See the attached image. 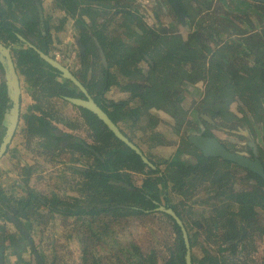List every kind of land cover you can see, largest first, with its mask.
I'll use <instances>...</instances> for the list:
<instances>
[{
	"label": "trees",
	"instance_id": "16d2710c",
	"mask_svg": "<svg viewBox=\"0 0 264 264\" xmlns=\"http://www.w3.org/2000/svg\"><path fill=\"white\" fill-rule=\"evenodd\" d=\"M16 1L6 0L8 11H16L14 3ZM27 1L31 6L33 17L29 18L28 10L23 11L22 17L19 18L21 26L11 22L0 9V41L13 46L17 72L27 85V91L33 101L26 114L22 115L25 146L31 148L33 138L43 137L44 142L40 143L42 151L39 152L41 157L45 156L52 161L50 155L55 152L51 153L48 148L53 147L55 151L58 149L57 153L69 149L71 153L87 157V167L82 170L78 168L72 170L74 174L81 177V181L73 188L75 195L67 198L55 195L49 197L31 188L25 189L22 196L8 197L0 189V206L10 212L5 214L0 210V219L12 223L16 228V233H7L4 227L0 226V235H2L0 246L8 243L11 255L17 258L15 264H30V260L21 255L28 247L34 264H38L27 239L11 219L18 221L29 237L30 232L26 223L44 225L55 217L67 223L71 219V224L78 228L75 236L81 245L82 264H100L101 257L97 254V248L109 244V239L116 234L113 228L115 224L124 222L120 225L123 228L128 221L152 219L159 215L166 222L170 232V240L165 245L166 256L163 258V264H185V248L178 225L169 215L156 211L161 195L159 186L165 188L168 182L171 183L172 191L180 192L182 187L185 184L188 185L187 182L194 178V172L199 166L213 159L198 155L197 163H192L185 159V152L181 150L182 154L178 152L170 162H165V173L160 175L157 165L149 157L147 158L156 166L155 169L145 165L140 157L116 139L96 116L82 108L77 109L88 128L87 135L92 140L90 147L99 157L88 150L76 137H67L64 140V137L56 134L57 128L50 122L52 109L55 106L54 100L66 103L63 101L64 97L78 95L75 90L70 89L68 81L60 78L57 71L41 60L25 42L18 38L21 36L25 41L49 54L52 43L50 30L46 23L43 22L41 25L36 13L37 6ZM108 1L62 0L61 5L69 14L78 13L79 16L84 15L89 19V26L80 23L82 31L90 32L88 36L82 33L80 42L83 46V54L80 57L85 65L88 55L94 56L92 54L94 50L100 53L101 63H103H100L102 65L100 82L90 80L87 89L115 124L119 126L120 122H130L133 125L144 116L148 122L142 131L152 130L158 122L157 117L151 113L153 110L170 116L178 130L187 113L180 103L184 94L193 93L189 87L193 79L189 68L193 70L199 68L200 77L206 74L209 81L199 102L200 110L195 112L200 118L201 115H207L213 120H231L233 116L228 112L227 107L235 98L245 108L244 114L252 113L256 121H259V114L264 112V64L259 66L251 64L244 69L234 70L228 68V60L223 55L205 72L206 69L200 63L203 52L209 53L210 49L201 40L204 37L210 40L214 38L215 33L212 27L203 28L197 22V30L189 32L186 41L168 34L160 36L154 29L144 25L140 17L136 16L126 4L114 10L122 19L118 25V28L122 29L120 36H109L107 25L111 22L98 20L99 14L93 5ZM168 1L171 2V0ZM172 10L178 14L174 8ZM182 12L188 17L186 11ZM6 18H8L7 21H5ZM13 21L17 22L18 19L14 16ZM185 25H190V22L186 21ZM135 42L138 46L133 45ZM223 51L221 48L214 54H223ZM145 55L152 59V64L147 62ZM141 62L147 64V70L140 66ZM111 87H117L119 91L128 93L129 100L107 101L104 93ZM7 101L5 86L1 81L0 138L4 131L1 122ZM262 119L264 120V117ZM55 120L58 121V117ZM200 120L203 124H208L202 118ZM123 134L127 136L124 132ZM151 135L149 145L162 144V141L158 140L159 133L153 132ZM262 143L264 145V142ZM55 154L54 157H56ZM89 160L91 162H88ZM247 173L250 178L258 182L260 187L264 188L263 178L249 171ZM137 181L140 182L139 185ZM257 192L260 196L256 197L252 194L255 196L252 197L245 193L237 195L236 202L242 205L243 219L250 218L252 209L257 205L261 204L264 209V189H258ZM172 208L175 210L174 207ZM112 241L118 246L117 252L120 253L119 255L113 253L112 257L119 259L118 256H122L123 260L119 259L116 263L111 261L110 264H129V262L130 264H157V252L154 249L145 253L135 241L128 243L127 247L121 242ZM193 246L194 244H190L191 263L195 264L196 261L192 255ZM113 248L114 246H111L109 250ZM132 251L133 255L130 254ZM38 254L43 263L48 264L45 256L39 252ZM197 264L228 263L223 256L219 259L205 255Z\"/></svg>",
	"mask_w": 264,
	"mask_h": 264
},
{
	"label": "flooded vegetation",
	"instance_id": "af4514ba",
	"mask_svg": "<svg viewBox=\"0 0 264 264\" xmlns=\"http://www.w3.org/2000/svg\"><path fill=\"white\" fill-rule=\"evenodd\" d=\"M29 1H31L32 4H38L41 7L43 22L46 23L44 21L43 14L44 6L41 4V1ZM61 1L62 0H51V5H58L62 9V13L64 15V20L67 27L65 31L66 51H60L70 60V64L65 67L79 80V82L85 87L86 91L88 92L87 86H89L90 80H96V82L98 83L100 82L102 66L101 64L103 62L101 63L102 59L100 57V53H97L93 50L92 54L94 56L88 55L86 59V64L84 65L82 63L83 60L80 57V55L83 54V46L80 42L82 33L88 36L90 32L87 33L82 31L80 23L84 26H89V19L87 18V16L84 15L79 16L78 13H75L74 15L69 14L61 5ZM249 1H254L258 4L264 5V0ZM14 3L16 5V11H13L11 9V12L17 13L18 9L22 11L23 8L26 6L28 14L32 15V12L30 10L31 6L29 5L27 0H17ZM125 4L130 7L131 11L136 16L140 17V20L144 25L151 29H154L160 36L163 34H168L172 36H177L183 41H186L189 32L197 30V22L200 23L203 28L212 27L215 33L213 34L214 38L210 40L204 37L203 40H205H201L210 49L209 53L203 52V59H201L200 63V65H203V68L206 69L205 72L213 65L215 60L220 59V57L223 55H225L226 59L228 60V68L234 70L244 69V67L246 68V66L251 64L256 66L264 64L263 26H260V30L253 31L251 30L253 29V27H248V23L244 20H241L239 16L236 19H231L230 17L224 15V7L221 5H219L218 7L221 11L219 12L218 10L213 9L214 7L213 5H211V3H206V7L203 9V11L196 7L194 1L192 3L189 2L188 7L183 2V0H177L178 9H176L173 0H171V2L168 0H109L106 3L100 2L93 4L95 11L99 14L98 20L101 19L106 22H111V24L107 25V33L109 36H120L122 29L118 28V25L122 22V19H120V15L115 13L114 10L118 6H122ZM172 8H174L178 14H175ZM0 9L1 12L4 13V16L7 17L6 11H8L9 9L7 8L6 0H0ZM181 9L182 11H186L188 17L185 16ZM211 11H213V13L217 15L212 17H218V20L212 19L210 15ZM36 13L39 19L38 12L36 11ZM108 13L111 14L112 18L105 20V17ZM180 13L182 14V16L180 15ZM163 15L166 20L162 18ZM7 20L8 18H6L5 21ZM186 21H189L190 25H185ZM191 22H193L192 25ZM244 25H246V28L244 27ZM16 26H21V23ZM3 44L5 46H10L5 43ZM133 45L138 46L137 42L133 43ZM10 48L11 53L13 55V46L11 45ZM221 48H223L224 50L223 54H214L217 50ZM52 53H49L51 57H53ZM145 59L149 64H152V59L149 58L147 55H145ZM96 65H99L100 69L98 71V78L96 77L97 79H95L94 77ZM140 66L147 70L146 63L141 62ZM189 70L193 78L192 84L189 87L190 89H192L190 91H192L193 93H183L184 96L180 105L182 106V102L187 97L194 96V102L190 111L182 106V108L185 109L187 113L183 124L178 127V130L175 126L176 123L172 120L170 116L163 112L153 110L151 111V113L155 116H158L157 114H162L163 116L165 115L164 119L160 121V124L167 127L168 130H166L165 134L169 132L171 135L174 136V139H172L171 141H162V144L160 145L174 149V151L176 152L175 155L178 152L179 154H182V151H184V156L186 157L185 159H188L192 163H197L196 157L198 155H201L202 157L204 156L189 141L190 136H192L193 134H200L205 137H212L217 139L227 151L232 153H239L251 161L258 160L263 168L264 173V145L262 143L264 142V120L262 119L264 117V112L259 114L260 119L259 121H256L252 113H243L245 108L242 107L241 102L239 100L234 98L231 100L227 107L228 112L233 116L231 120H213L207 115H201V118L208 123L207 125L203 124L200 120L201 118L195 112L196 110H200L199 102L204 95L206 86L208 85L209 81L206 77V74H203L202 78L200 77L199 71L201 70L199 68L196 70L189 68ZM68 83L70 84V89L75 90L76 94L78 95L77 97L84 98L81 92L72 83H70L69 81ZM89 95L94 99L91 94ZM54 101V103L56 104L57 101ZM66 104L72 106L68 102H66ZM231 106H233V109L230 108ZM72 108H75L78 111L77 107L72 106ZM57 115L58 121L55 120V118H57L56 114H54V116H52V119L50 120L51 125L57 128L55 133L61 135V137H64V140L67 139V137H76L75 135L63 132L59 129V126L71 127V125L70 123L66 122V117L63 118L62 115L59 114V112L57 113ZM80 119L82 120V123H84L82 117H80ZM199 122H201V124ZM216 122L220 124L223 123L224 126L227 127H222L223 130L230 132H234L235 130V133L245 138L244 146L246 148V151H241L226 146L217 135L210 132L209 129L215 127ZM19 124L21 126V130H23L24 122L21 110L17 128L19 127ZM158 124L159 119L155 127L152 130H149L152 131L151 134L157 131L156 129ZM118 127L121 131H123L120 125ZM149 131L147 132L149 133ZM16 132L13 138L15 137ZM151 134H148V140L152 136ZM159 134L160 138H158V140H164V135L162 134V132ZM126 137L131 142H133V139H131L128 135ZM36 139H38V142L40 143H42V141L44 140L43 137L38 136H36ZM77 139L80 140L86 146L90 147V145H88L84 141V139ZM133 143L140 149L139 145H137L135 142ZM48 150H51V153L58 152V149L55 151L53 147L48 148ZM7 151L5 154H7ZM64 151H69V149H65ZM142 153L146 156V158L149 157L143 151ZM53 154L50 155V160L55 158ZM39 157L41 156L39 155ZM85 158L87 160V157ZM172 158L167 160L161 159L158 161V163L153 161L152 158L150 159L155 165H157L158 169L160 170V175L162 173L164 175L166 170L165 162H170ZM204 158H212L213 161L199 166L197 171L194 172V178L192 180H190V178L188 179L190 181H188L187 184L189 185V183H192L189 186L185 184L180 192L172 191L171 183L168 182L166 183L165 188H161L159 186V189L161 190V195L160 202H158V205H162L165 208H171L172 210V207H174L175 210L173 211L180 218L187 232L189 244H217V248H213L210 246L211 249L214 250V252H211V250L207 251L203 249L202 255L197 259L194 257L192 250V255L196 261L195 264H197L199 260L203 259L205 255L219 259H221V257L223 256L226 263L228 264H246V260L240 262V260H242L243 252L246 248L256 250L254 254H257L258 256V258H255L254 255L246 256L248 258V263L253 262V259H256L257 264H264V209L261 204L257 205L252 209V214L250 218L243 219L241 216L242 205L236 202L237 195L239 194L245 193L250 195L255 194L256 197L260 196L257 190L264 188L260 187L257 181H254L252 178H250L247 171L256 175L258 174L251 170L243 168L237 165L236 163L222 160L221 158ZM83 167L85 168L87 167V165L84 164ZM139 177L141 178V176ZM138 184H140L139 181ZM252 197L255 196L252 195ZM157 216L159 215H156V217ZM252 244L254 246H252ZM7 248L8 244H2L0 246V264H6L7 262L5 260V252ZM9 252V254L11 255V251ZM234 255L235 258L231 257Z\"/></svg>",
	"mask_w": 264,
	"mask_h": 264
},
{
	"label": "rangeland",
	"instance_id": "374dc122",
	"mask_svg": "<svg viewBox=\"0 0 264 264\" xmlns=\"http://www.w3.org/2000/svg\"><path fill=\"white\" fill-rule=\"evenodd\" d=\"M41 4L44 6V21L46 22L50 34H51V39L52 43L49 48V53L55 52L57 50L66 51V46L64 47L63 44L61 43H56V40H58L59 33H62V31H66V24L64 20V15L62 13V9L58 5H51V0H40ZM55 1V0H54ZM58 1V0H56ZM183 2L186 4V6L189 7V2H193V0H183ZM211 5H213V9L218 10L219 12L220 9L219 4H213V1H210ZM27 7L25 6L23 10L17 11V13H13L11 11H6V15L9 17V20L13 22L14 24L18 25L21 22L19 21V18L22 17V12L25 11ZM202 10V9H201ZM204 11V10H203ZM201 14V13H200ZM29 15V14H28ZM211 17L212 16H217L213 11H211ZM13 16H15L18 21L14 22L13 21ZM32 15L29 16L31 18ZM112 18L111 14L108 13L105 17V20H108ZM164 18V15L162 16ZM165 19V18H164ZM174 19V18H173ZM212 19H217L212 17ZM166 20V19H165ZM212 20V21H213ZM56 28V30H55ZM58 30V31H57ZM115 33V32H113ZM54 36V40H53ZM99 65H96V69L94 72V77L95 79L98 78L99 74ZM20 82H21V103H22V112H25V109L27 107V104L29 102V91H27V85L23 81L22 76H20ZM97 77V78H96ZM96 81V80H95ZM0 83H1V78H0ZM194 97V96H193ZM193 97H187L184 99L182 102V106L184 108H187L189 111L191 110L194 102ZM57 103L55 104L54 108L52 109L53 112H55L56 117L58 116L57 113L59 112L62 117H66V122L75 124L78 126V129H75V136L76 138L86 139L90 140L87 138L85 135L86 133L81 131L80 123H77V121H74L75 118L72 115V121H70V118L68 115V111L72 110V112H76L75 108H71L68 104L56 100ZM71 108V109H70ZM233 109V106L230 107ZM52 112V116H54ZM78 120V119H76ZM148 119L144 116L140 117L138 121H136L135 124H131L130 122H120V127L123 129V131L129 135L131 139H133V142H135L137 145L142 147L144 150L145 146L144 144L147 143L146 139L148 138V134L146 135L142 129L144 126L147 124ZM222 124V125H221ZM218 123L216 122V126L213 128H210L209 131L217 135L223 143L233 149L241 150V151H246V148L244 146L245 144V138H243L241 135L234 132L226 131L223 130L222 127H225L223 123ZM159 130H162V134L164 135L163 139L161 141H171L174 139V136L171 135L169 132H166L167 127L164 125L159 124L157 126ZM227 128V127H225ZM21 126L19 124V127L17 128V132L15 137L13 138L11 144L9 145L8 151L9 155L5 154L1 159H0V184H2V187L0 185V188L2 192L4 193L5 196L11 197H19L23 195V191L21 192L22 185L20 184L21 182L18 179L17 176L19 175L18 169H20V164L19 160L24 161L26 164H31V161L34 162L33 167L29 166L22 175L24 178H28V185L26 184L27 187H30L33 190L39 191L43 193L44 195L51 196H59L60 198H67L70 196V193H72L71 187L73 183L71 182L72 180L68 179L66 177V174H64L63 169H59V172H56V178L55 180L49 179L48 177L44 176L46 174H43L39 169L40 167L47 166L48 163H66V165H62L64 168L67 165H71V170H73V166L76 164L79 165H84L86 164V158L85 156H80L79 154H74L69 151H64L62 153H57L55 154L56 157L52 159V161H49L47 157H40L39 159L35 158L33 159V147L31 148H26L27 150L22 151L20 148H17V145L19 144L18 142V135L20 134ZM157 130V129H156ZM147 132V131H146ZM139 134L136 136L135 134ZM92 142V141H91ZM146 145V144H145ZM146 155H148L150 158L153 159L156 163H158L159 160H161L164 156H162V153H151L150 151H145ZM53 154V155H54ZM11 156L13 158H11ZM66 159V160H65ZM65 160V161H64ZM88 162H91L90 160ZM68 171V170H67ZM70 171V170H69ZM16 179V180H15ZM138 184V181H137ZM139 185V184H138ZM0 210H2L3 213L9 214L10 212H7V210L3 207L0 206ZM60 223V224H58ZM72 220L69 219L67 223H63L61 218L55 217L54 220H50L48 223H44V225L41 224H31L26 223L28 225V231L30 232V237L34 243L35 249L37 252L40 254L44 255L46 258V261L48 264L54 263V264H82L81 260V245L78 242L77 237L75 236L76 231L78 230L77 227H74V225L71 224ZM124 223V222H122ZM115 224L114 225V231H115V236L112 237V239H109V244L106 246H98L97 248V254L100 259V264H110V262H119V259L123 260L122 256H118L119 259L113 258L112 254L115 253L116 255H119L120 253L118 251V246L113 244L112 240H115L117 243L121 242L123 246H128V243H131L133 241L137 242V245L142 248L143 252L149 253V250L154 249L157 252V264H163V258L166 256V250H165V245L168 244L167 242L170 240L169 235V229L166 224V222L159 216L154 217V218H144L143 220H136V221H128L125 223L124 227L122 228L120 225L122 224ZM58 225L61 226L58 228ZM0 226L4 227L5 232L7 233H16V228L13 226L12 223L7 222L4 219H0ZM123 230V231H121ZM1 237V235H0ZM125 243V244H124ZM5 244H8L7 242ZM19 245V244H18ZM119 245V244H117ZM111 246H114L113 250H109ZM217 248V244H194L192 250L194 257L197 259L202 255L203 249L211 252H214L211 247ZM252 246H254L252 244ZM256 246V245H255ZM10 250L7 248L5 252V260L7 261L6 264H14L16 257L13 255L11 256L9 253ZM256 250L254 249H245L243 252L242 260H246V264H257L256 259H253V262L248 263L247 262V257L249 255H254L255 258L257 254H254ZM119 253V254H118ZM131 255H133V251L130 252ZM23 257H26L30 260V264H34L30 250L28 247L25 248V250L21 253ZM235 258L234 256H231ZM113 258V260H111ZM133 260V259H132ZM230 261V260H229ZM130 264V262H129Z\"/></svg>",
	"mask_w": 264,
	"mask_h": 264
},
{
	"label": "water",
	"instance_id": "95a60500",
	"mask_svg": "<svg viewBox=\"0 0 264 264\" xmlns=\"http://www.w3.org/2000/svg\"><path fill=\"white\" fill-rule=\"evenodd\" d=\"M173 2L176 9H178L177 0H173ZM36 6L39 16V21L41 25H43L42 9L38 4H36ZM180 15L182 16L181 13ZM18 38L21 41L25 42V44L29 48H31L39 56L41 60H43L47 65H49L55 71H57L60 78L72 83L81 92V94L84 97V98L64 97L63 98L64 101L68 102L74 107L82 108L92 113L106 127V129L114 135L116 139L121 141L125 146H127L136 155H138L141 161L145 165H147L151 169H155V166L146 158V156L142 153V151L122 133L120 128L117 126V124H115L110 119V117L104 111V109L95 102V100L86 91L85 87L64 65L57 62L49 54H46L43 51H41L35 45L25 41L21 36H19ZM0 67H1L0 78L5 86L6 97L8 100L6 103V109L3 113L2 122H1V127L4 129L3 134L0 138V159H1L6 153L7 148L11 143V140L16 132L20 118V99H21L20 78H19V73L17 72L15 66L14 57L11 53V48L10 46H5L1 42H0ZM189 141L193 144V146H195L201 152V154L204 157H216V158H221L222 160L225 161L236 163L237 165L246 168L248 170H251L264 178L263 168L258 160L251 161L239 153H232L227 151L225 147L215 138L205 137L200 134H193L192 136H190ZM83 145L91 152H94L90 147L86 146L85 144ZM94 154L97 157H99L97 153L94 152ZM119 184L123 185L121 183ZM124 186L130 188L127 185ZM156 211L169 215L178 225L184 242L185 264H192L191 248L188 241L187 232L180 218L175 214V212L171 208H165L162 205H158ZM11 220L27 239L28 243L32 248L37 263L44 264L41 258L39 257V254L35 249L34 243L32 239L28 236V233L25 230V228H23V226L18 221H15L14 219Z\"/></svg>",
	"mask_w": 264,
	"mask_h": 264
},
{
	"label": "crops",
	"instance_id": "0c3cea01",
	"mask_svg": "<svg viewBox=\"0 0 264 264\" xmlns=\"http://www.w3.org/2000/svg\"><path fill=\"white\" fill-rule=\"evenodd\" d=\"M196 7L199 8L200 10L204 9L206 6V3H211L210 1H213V4H219L221 6L224 7V15L230 17L231 19H236L238 16L241 18V20H244L248 23V27H253V31L256 30H260V26H263L264 29V5L258 4L257 2L254 1H249V0H193ZM207 4V5H208ZM66 24V23H65ZM244 27L246 28V25H244ZM56 30V28H55ZM250 30V29H249ZM58 31V30H57ZM59 39L56 40V43H61L63 44V46L65 47V43H66V34L64 31H62V33H59ZM53 40H54V36H53ZM121 82V81H120ZM105 98L107 101H112V102H120V101H127L129 100V94L125 93V92H121L119 91V89L117 87H111L106 93H105ZM60 101V100H59ZM32 104L31 98L29 97V102L27 104V107L25 109V112H22L23 108H22V103H21V114H26L28 107ZM72 108V106H71ZM70 108V109H71ZM69 114L68 115L70 118V121H72V115L75 118L74 121H77V123H80V127H81V131L86 133V137L88 138V128L86 127V125L84 123H82V120L80 119V114L79 112L76 110V112H72V110L68 111ZM79 115V116H78ZM158 116L157 119H159V121L164 119V116L162 114H157ZM79 117V118H78ZM78 119V120H76ZM71 127L68 126H59V129L63 132L75 135V129H78V126H76L75 124H72V122L70 123ZM152 131L145 132V134H151ZM157 133H161L162 130H159L157 128ZM136 136H138L139 134H135ZM129 136V135H128ZM139 137V136H138ZM148 137V136H147ZM18 142L19 144L17 145V148H20L22 151L27 150L26 146H25V139L23 136V131H20V134L18 135ZM85 142L88 145H92V142L88 139L85 140ZM146 142L144 144L145 149L147 151H150L151 153H162V156H164L162 158V160H167L172 158L175 155V151L172 148H168L165 146H161V145H149L150 141L148 140V138L146 139ZM32 147H33V159L37 158L39 159V152L41 151V147H40V142H38V139L33 138L32 139ZM140 149L146 154V150H144L142 147H140ZM28 151V150H27ZM9 155V152L7 153ZM6 154V155H7ZM11 158H13L11 156ZM66 160V159H65ZM64 160V161H65ZM20 164V169H18V171L20 172L19 175L17 176V182L18 179L21 182L20 184L22 185V190L21 192L27 188L26 184L28 185V178H24V176L22 175V173L24 172V170H26L29 166L33 167L34 162L31 161V164H26L24 161L19 160L18 161ZM62 165H66V163H57L55 164V162L52 163H48L47 166H44L43 168L40 167L41 169H39L41 172H43V174H46L44 176L48 177V181L49 179L51 180H55L57 179L56 176V172H59V169H63L64 170V174H66V177L70 180H72L71 182L73 183L71 190L72 193H70V196H74L75 192L73 191V188L75 187V185L77 183H79V181H81V177H79L78 175L74 174L73 171L71 170V165H67L64 168L62 167ZM77 166V167H76ZM74 168H78L79 170H82L84 167L82 165L76 164L75 166H73ZM68 170V171H67ZM70 170V171H69ZM1 171V170H0ZM163 172V171H161ZM1 173V172H0ZM2 187V184H0ZM29 186V185H28ZM1 189V188H0ZM60 224V223H58ZM61 226L58 225V228H60ZM62 229V228H60ZM16 262V260H15Z\"/></svg>",
	"mask_w": 264,
	"mask_h": 264
},
{
	"label": "built area",
	"instance_id": "2783aa9c",
	"mask_svg": "<svg viewBox=\"0 0 264 264\" xmlns=\"http://www.w3.org/2000/svg\"><path fill=\"white\" fill-rule=\"evenodd\" d=\"M53 58L61 63L64 66H68L70 64V60L67 56H65L60 50H57L52 53Z\"/></svg>",
	"mask_w": 264,
	"mask_h": 264
}]
</instances>
